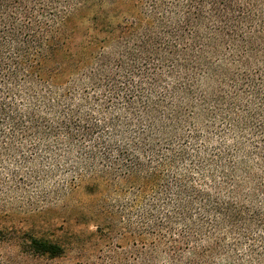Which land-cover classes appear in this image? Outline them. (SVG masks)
Masks as SVG:
<instances>
[{
    "label": "trees",
    "instance_id": "obj_1",
    "mask_svg": "<svg viewBox=\"0 0 264 264\" xmlns=\"http://www.w3.org/2000/svg\"><path fill=\"white\" fill-rule=\"evenodd\" d=\"M18 135L135 190L92 232L118 221L129 250L93 257L7 221L20 255L264 264V0H0V147Z\"/></svg>",
    "mask_w": 264,
    "mask_h": 264
},
{
    "label": "rangeland",
    "instance_id": "obj_2",
    "mask_svg": "<svg viewBox=\"0 0 264 264\" xmlns=\"http://www.w3.org/2000/svg\"><path fill=\"white\" fill-rule=\"evenodd\" d=\"M17 138L15 149L8 151L7 145L0 147V226L19 223L35 236L64 245L74 244L77 235L87 254L93 257L117 249V246L129 250L127 247L133 238L130 232L120 228L118 221L106 239H97L93 233L97 229L96 221L101 219L99 212L109 205L114 207L119 197L130 201L134 197V185L123 183L117 191L115 184L102 186L101 181L93 180L97 175L87 171L82 172L81 179L78 177L81 171L75 172L74 168L76 153L70 157L62 153L50 154L43 145L31 147L29 142L21 144L20 135ZM118 232L123 236L119 237ZM8 236L17 237V233ZM13 240L0 242V257L18 256L21 264H76L78 259L90 257L80 249L64 260H33L20 255L15 246L19 239ZM79 253L85 257H79Z\"/></svg>",
    "mask_w": 264,
    "mask_h": 264
}]
</instances>
